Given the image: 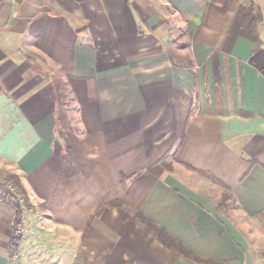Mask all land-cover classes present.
Listing matches in <instances>:
<instances>
[{
    "label": "crops",
    "instance_id": "0c3cea01",
    "mask_svg": "<svg viewBox=\"0 0 264 264\" xmlns=\"http://www.w3.org/2000/svg\"><path fill=\"white\" fill-rule=\"evenodd\" d=\"M251 2L0 0V173L29 200L18 238L0 200V264H264V19L237 11ZM112 200L206 262L119 207L95 213Z\"/></svg>",
    "mask_w": 264,
    "mask_h": 264
},
{
    "label": "trees",
    "instance_id": "16d2710c",
    "mask_svg": "<svg viewBox=\"0 0 264 264\" xmlns=\"http://www.w3.org/2000/svg\"><path fill=\"white\" fill-rule=\"evenodd\" d=\"M233 1V0H227L226 6L225 8L229 5V3ZM238 13L243 15V18L245 19V21H250V23L253 24V27L255 29L256 25L258 22L263 21L264 19V8L261 9L257 6H255L252 2L249 3L246 6L240 5L238 7ZM256 30V29H255ZM165 167H168V164H165ZM8 178H10L15 185L21 189L22 192H24L20 182L18 181V178H15L13 176H8L6 175ZM217 181V180H216ZM218 183L221 184V182L217 181ZM124 177H123V183L121 184L122 187H125L124 184ZM226 195V193H225ZM229 195V194H227ZM27 206H29L27 204ZM105 206H116L119 207L120 213H119V218L121 220L130 218L132 220H136L138 223H140L144 229L151 233V236H155L163 245H165L167 248L173 249L175 250L178 254L187 257V258H191L192 260H196V261H205L202 260L201 258L197 257L196 255H194L189 249H187V247H185V245L178 240L174 235H172L170 232H168L166 229L161 228L159 226H157L154 222L150 221L149 218H147L143 213H141L139 210H136L128 205H126L124 202L120 201V200H112L110 202H107L106 204L101 205L97 211H95V213L98 214V211L101 210L102 208H104ZM21 214V207L19 206H15V217H14V221L12 224V227L14 228L18 223H20V215ZM206 262V261H205Z\"/></svg>",
    "mask_w": 264,
    "mask_h": 264
},
{
    "label": "built area",
    "instance_id": "2783aa9c",
    "mask_svg": "<svg viewBox=\"0 0 264 264\" xmlns=\"http://www.w3.org/2000/svg\"><path fill=\"white\" fill-rule=\"evenodd\" d=\"M0 200H4L5 202H9L21 208H23L25 204L24 193L17 189L15 183L3 173H0ZM18 227L15 229V236L17 238L23 233V228H21V226Z\"/></svg>",
    "mask_w": 264,
    "mask_h": 264
},
{
    "label": "rangeland",
    "instance_id": "374dc122",
    "mask_svg": "<svg viewBox=\"0 0 264 264\" xmlns=\"http://www.w3.org/2000/svg\"><path fill=\"white\" fill-rule=\"evenodd\" d=\"M17 189H19V188L17 187ZM19 190L21 191V189H19ZM21 192H22V191H21ZM22 193H24V195H25V201H24L25 204H24V207H23V208H27V207H28L27 204H28V201H29V200H28V197H27L26 193H25V192H22ZM28 205H29V204H28ZM23 208H21V209H23ZM19 220H20V219H19ZM16 226H17V227H18V226H21V228H23L21 222L18 223ZM16 226H15V227H16ZM15 227H14V228L12 227V234L14 233V235H15V229L17 228V227L15 228ZM18 228H19V227H18ZM23 231H24V228H23Z\"/></svg>",
    "mask_w": 264,
    "mask_h": 264
},
{
    "label": "bare ground",
    "instance_id": "6f19581e",
    "mask_svg": "<svg viewBox=\"0 0 264 264\" xmlns=\"http://www.w3.org/2000/svg\"><path fill=\"white\" fill-rule=\"evenodd\" d=\"M14 234V233H13Z\"/></svg>",
    "mask_w": 264,
    "mask_h": 264
}]
</instances>
